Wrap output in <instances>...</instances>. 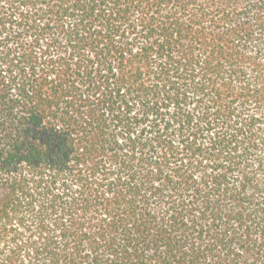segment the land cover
<instances>
[{"label":"trees","instance_id":"obj_1","mask_svg":"<svg viewBox=\"0 0 264 264\" xmlns=\"http://www.w3.org/2000/svg\"><path fill=\"white\" fill-rule=\"evenodd\" d=\"M0 264H264V0H0Z\"/></svg>","mask_w":264,"mask_h":264}]
</instances>
